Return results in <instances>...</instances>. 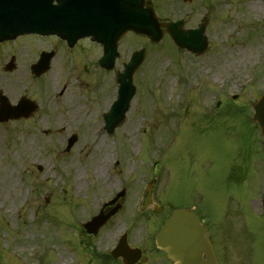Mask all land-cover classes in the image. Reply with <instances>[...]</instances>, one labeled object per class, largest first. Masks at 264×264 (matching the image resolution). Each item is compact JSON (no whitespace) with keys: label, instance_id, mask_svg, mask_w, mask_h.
I'll use <instances>...</instances> for the list:
<instances>
[{"label":"rangeland","instance_id":"374dc122","mask_svg":"<svg viewBox=\"0 0 264 264\" xmlns=\"http://www.w3.org/2000/svg\"><path fill=\"white\" fill-rule=\"evenodd\" d=\"M147 2L159 20H182L184 29L206 15L208 47L201 55L178 50L165 29L157 44L132 33L121 39L117 70L132 51L143 47L145 56L124 122L112 134L103 130L102 115L115 99V83L96 64L100 47L82 42L73 59H64L62 48L30 35L0 46L5 59L14 50L20 61L0 79L8 98L16 103L25 92L38 105L28 119L0 123V172L17 183L5 189L0 178L2 259L60 264L64 257L81 264V221L121 189L127 211L135 212L141 188L154 176L164 217L170 207H194L209 222L219 264H264V214L255 200L263 165L249 120L250 103L264 91V0ZM42 50H54L49 70L31 79L25 63H35ZM73 134L77 141L65 152ZM100 158L107 160L103 175L94 173ZM234 163L244 172H231ZM78 170L84 174L79 190ZM147 221L150 230L153 219ZM123 224L118 217L107 235L103 230L99 238L108 240L101 244H112ZM129 224L133 241L146 237L141 222Z\"/></svg>","mask_w":264,"mask_h":264},{"label":"water","instance_id":"95a60500","mask_svg":"<svg viewBox=\"0 0 264 264\" xmlns=\"http://www.w3.org/2000/svg\"><path fill=\"white\" fill-rule=\"evenodd\" d=\"M53 1L1 2L0 41L12 39L22 33L36 32L43 35L56 34L66 40L71 47L77 38L92 35L93 40L104 46V58L100 61L101 65L110 68L112 62H105V59L109 57L113 60L116 55V42L127 31L146 35L154 43L162 37L161 24L155 17L152 7H144L145 0H55L57 5H53ZM82 14L91 15L90 27L80 28L77 35L72 34V29L82 23ZM205 23L206 19L202 21L198 29L187 31L182 29V22L169 23L165 27L178 48L200 54L207 46L204 35ZM143 56V50L135 53L131 62L125 66L124 73L118 75V98L110 112L104 116L105 128L109 133L124 120L125 112L134 95L132 74L141 63ZM50 57L49 54L41 57L37 66L33 67V73L36 76L46 71ZM29 106L21 104L16 109H11L1 97L0 121L28 116L36 109L33 103L32 108ZM254 110L253 121L258 122L264 135V96L255 105ZM75 140V137L69 139L67 150ZM204 232L205 227L200 224L196 214L186 209H176L155 235L156 245L166 252L173 264H217L211 244L204 236Z\"/></svg>","mask_w":264,"mask_h":264},{"label":"flooded vegetation","instance_id":"af4514ba","mask_svg":"<svg viewBox=\"0 0 264 264\" xmlns=\"http://www.w3.org/2000/svg\"><path fill=\"white\" fill-rule=\"evenodd\" d=\"M56 42H52L55 44ZM60 42H57V44ZM63 45L64 43L61 42ZM5 44H1L3 47ZM3 49L0 48V72L1 75L7 77L8 72L4 71L5 55L1 54ZM32 63V62H31ZM29 63V65L31 64ZM18 62H14V69L17 68ZM240 169V168H238ZM259 175H262L261 170H258ZM264 179L261 180V192H264ZM158 200L151 197L149 202H146L144 205L145 214L147 219H153V227L155 231L159 229L164 218L160 219L162 215L161 210L159 209ZM105 215L109 216L106 223L100 228L97 234H89L84 229H80V234L83 236L79 238L78 246L81 257V264H168V260L164 253L160 252L156 246L154 238L149 234L147 237L140 239L138 241H133L127 238V244L123 245L117 253L114 255L111 253L112 249L116 247V242L113 244H108L104 242L101 244V241L108 240L106 238H99V234L104 230L106 235L108 233L109 226L112 225L118 217L123 219H129L130 213L127 211L124 206V198L116 200L111 206H108L104 209ZM214 246V245H213ZM0 264H25L18 259L12 258L10 260H5L4 262L0 260ZM32 264V262L30 263ZM61 264H66L61 262Z\"/></svg>","mask_w":264,"mask_h":264},{"label":"bare ground","instance_id":"6f19581e","mask_svg":"<svg viewBox=\"0 0 264 264\" xmlns=\"http://www.w3.org/2000/svg\"><path fill=\"white\" fill-rule=\"evenodd\" d=\"M255 7L257 6L258 7V5L256 4V5H254ZM50 79L51 80H55V79H57L56 78V76H54V75H51L50 76ZM135 141H133L132 143H134ZM2 152V149H0V153ZM105 162H107V160H105L104 158L102 159V158H100V164L96 167V169H94V173L95 172H98V173H100V174H104L105 172V169L103 170L102 169V165H104L105 164ZM16 165H18V164H16ZM83 176H84V174L80 171V170H78V171H76V174H75V178H74V187L77 189V190H79V189H81L82 187H83V183H82V180L81 179H83ZM0 178H1V180L3 181V183H4V186H5V189L7 188V183H9V185H10V189H13L14 188V186L15 185H17V183L15 182L14 183V181H12V180H8V175L7 174H2V172H0Z\"/></svg>","mask_w":264,"mask_h":264}]
</instances>
